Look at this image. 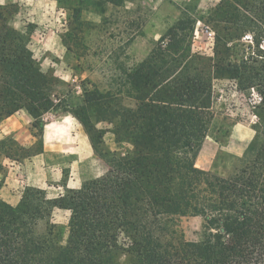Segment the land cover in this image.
<instances>
[{
  "label": "trees",
  "instance_id": "1",
  "mask_svg": "<svg viewBox=\"0 0 264 264\" xmlns=\"http://www.w3.org/2000/svg\"><path fill=\"white\" fill-rule=\"evenodd\" d=\"M84 3L97 10L105 4ZM18 8L0 6V122L24 111L39 143L25 148L13 141L0 153L21 161L43 151L45 116L65 109L55 90L60 80L42 71L26 35L11 25ZM210 21L216 29L212 63L192 54L187 23L181 20L143 62L114 80L117 92L92 85L76 111H64L81 123L109 170L56 199L26 187L17 206L0 200V264H122L120 254L128 258L126 264H264L259 128L249 148L254 159H237L242 166L229 176L195 165L213 122L215 80H237L243 90L258 87L262 104L256 112L264 126V0H223ZM246 33L255 47L234 58V43ZM124 94L135 107L123 105L119 96ZM94 117L111 123L117 144L128 143L132 150L124 156L102 153L105 133ZM57 209L70 213L65 244L53 222ZM184 217L204 219L200 240L184 238L178 224ZM40 221L46 223L41 235Z\"/></svg>",
  "mask_w": 264,
  "mask_h": 264
},
{
  "label": "rangeland",
  "instance_id": "2",
  "mask_svg": "<svg viewBox=\"0 0 264 264\" xmlns=\"http://www.w3.org/2000/svg\"><path fill=\"white\" fill-rule=\"evenodd\" d=\"M26 1L31 3L29 7L32 9H24L14 14L11 25L26 35L28 47L42 71L52 73L60 80L55 89L56 94L61 98L63 108L70 112L76 111L82 105L84 89L91 90L92 85L103 92H117L114 80L117 83L124 71L133 69L143 62L156 48L161 37L181 20L187 23L186 34L190 37L192 54L207 64L212 63L216 47L215 36L213 40L206 39L198 23L207 24L216 34L215 24L209 22V16L213 9L223 2V0H110L112 2L107 3L105 0H93L95 3L105 2L97 10L95 7L89 8L84 3L85 0H57L58 3L45 4H36L34 0H25V3ZM237 7L249 16V12ZM102 9L105 13H100ZM223 27L227 25L223 24ZM242 37L234 43L236 47L231 51L234 58L242 57L244 53L246 55L250 48L255 47V43L254 46L244 43ZM213 84L211 110L213 122L209 136L219 138L220 142L214 146V150L205 149L201 154L199 152L195 165L199 169L208 166L209 170H202L227 177L235 172V168L242 166L237 159H254L256 152H249V137L251 134L256 135L255 126L261 133L258 143L264 139L262 128L264 126L256 112L261 104H255L252 98V89L258 92V87L243 90L234 79L215 80ZM119 97L126 108L135 107V100L125 94ZM65 110L47 114L45 122L71 114L64 112ZM22 116L27 118L32 133V120L24 112L17 115L15 123H22ZM92 121L98 130L105 133L102 153L115 152L124 156L132 150L128 143L117 144L111 123L96 121L95 117ZM68 124L66 127L70 131H77L87 142L85 129L77 119L68 120ZM61 128L63 142L67 133L64 131V125ZM219 128L222 130L221 133L217 132ZM226 131H229L228 135ZM5 139L6 143L0 146L2 150L15 141L12 137ZM38 143L39 140L35 138V144ZM72 145L74 146L73 142ZM62 147L69 149L67 148L69 141H65ZM89 149L94 161L91 167L83 169L84 177L76 178L79 185L81 182L89 181L93 176H102L109 170L108 164L99 159V154ZM0 156L3 155L0 153ZM108 158L112 156L109 154ZM1 184L2 182L0 186ZM55 185L53 182L51 188L47 189L50 197L61 191L57 190ZM69 216V212L58 211L53 214V222L59 227L58 240L61 244H65L67 240ZM178 224L187 241L201 239L203 218L184 217L179 219ZM37 232L40 235L46 232L44 221L38 223ZM118 260L122 264L128 262L124 254H120Z\"/></svg>",
  "mask_w": 264,
  "mask_h": 264
},
{
  "label": "crops",
  "instance_id": "3",
  "mask_svg": "<svg viewBox=\"0 0 264 264\" xmlns=\"http://www.w3.org/2000/svg\"><path fill=\"white\" fill-rule=\"evenodd\" d=\"M46 2L58 3L57 0H34L36 4H45ZM11 4L17 5L19 7L18 11L32 9L29 7L31 3L28 1L25 3V0H0V6H8ZM21 112L0 122V141L7 137H12L20 146L27 148L35 144V137L30 131L26 117L22 116V123H15L17 115ZM25 114L30 119L28 114ZM55 119L56 120L50 122L46 121L44 124L42 136L43 151L40 154L21 161L0 156V182H2L0 186V199L4 200L7 204L17 206L26 187L44 190L51 199L63 196L66 189L78 190L82 187L84 182H81L79 185L76 178L84 177L83 169L85 167H91L94 159H92L89 148L92 150L93 148L87 134L86 142L80 133L77 131L74 132V130L70 131V129L66 127L68 120L75 119L71 114H65ZM63 125L67 135L63 138L62 142L61 136L63 137V133H61V131L63 128L61 127H63ZM252 130L254 131L253 128ZM254 137L255 135H250L249 146L253 142ZM59 140H61V142H59ZM65 141H69V147H67L69 149L62 147ZM218 144L215 138L207 136L203 141L200 154L204 152L205 149L214 150V146ZM64 152H67L66 155L63 154ZM205 156L207 155H204V157ZM99 159L107 165L104 160L101 158ZM209 168L210 167L206 166V168L201 169L209 170ZM102 176H93L91 179L100 178ZM65 178L66 184L63 183ZM53 182L56 183L55 188L61 191L55 194L54 197H50L47 189L51 188V183ZM58 211L68 212L66 210L57 209L53 214Z\"/></svg>",
  "mask_w": 264,
  "mask_h": 264
},
{
  "label": "built area",
  "instance_id": "4",
  "mask_svg": "<svg viewBox=\"0 0 264 264\" xmlns=\"http://www.w3.org/2000/svg\"><path fill=\"white\" fill-rule=\"evenodd\" d=\"M198 25L201 27V31L205 34L206 39H209V40L214 39L215 34L210 28V26H208L205 23H201V22H199ZM242 41L246 44H250L251 46H254V40L251 34H245L242 37ZM261 48L264 50V40L262 41ZM252 98L255 104H258V105L262 104V97L254 89H252Z\"/></svg>",
  "mask_w": 264,
  "mask_h": 264
}]
</instances>
